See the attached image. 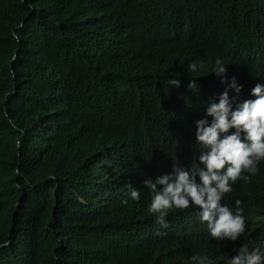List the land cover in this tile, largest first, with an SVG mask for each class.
I'll return each mask as SVG.
<instances>
[{
	"label": "trees",
	"instance_id": "trees-1",
	"mask_svg": "<svg viewBox=\"0 0 264 264\" xmlns=\"http://www.w3.org/2000/svg\"><path fill=\"white\" fill-rule=\"evenodd\" d=\"M184 1L0 0V264H190L207 255L195 248L193 207L172 209L164 229L146 212L130 220L146 192L121 203L139 165L154 179L190 161L176 140L215 92L198 99L191 80L175 87L153 75L176 50ZM240 1L253 19L264 13V0ZM231 187L221 202L259 201L247 219L264 234V175Z\"/></svg>",
	"mask_w": 264,
	"mask_h": 264
},
{
	"label": "clouds",
	"instance_id": "clouds-1",
	"mask_svg": "<svg viewBox=\"0 0 264 264\" xmlns=\"http://www.w3.org/2000/svg\"><path fill=\"white\" fill-rule=\"evenodd\" d=\"M173 31L176 50L154 62L155 79L179 87L185 77L198 99L215 92L191 132L176 140L193 151L190 161L172 163L154 179L139 165L121 203L138 202L146 192L130 220L146 212L164 229L172 209L193 207L189 227L198 251L218 264H264V234L247 219L259 201L221 202L231 185L264 175V13L253 19L240 0H185ZM207 255L194 253L190 264H212Z\"/></svg>",
	"mask_w": 264,
	"mask_h": 264
},
{
	"label": "bare ground",
	"instance_id": "bare-ground-1",
	"mask_svg": "<svg viewBox=\"0 0 264 264\" xmlns=\"http://www.w3.org/2000/svg\"><path fill=\"white\" fill-rule=\"evenodd\" d=\"M174 49H175V48H174ZM260 182H261V181H260ZM247 191H248V190H247ZM247 191H246V192H247ZM243 192H244V191H243ZM259 194H260V193H259ZM247 197H248V196H247ZM259 197H260V196H259ZM263 207H264V206H263ZM259 208H260V207H259ZM260 218H261V217H259V220H260ZM262 218H264V217H262ZM255 219H256V218H255ZM255 219H254V220H255ZM256 220L258 221V219H256ZM257 221H256V222H257ZM262 222H263V221H261V223H262ZM263 223H264V222H263Z\"/></svg>",
	"mask_w": 264,
	"mask_h": 264
}]
</instances>
